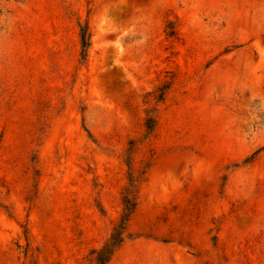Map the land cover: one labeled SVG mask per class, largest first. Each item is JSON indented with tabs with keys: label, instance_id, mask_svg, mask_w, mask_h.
Instances as JSON below:
<instances>
[{
	"label": "rangeland",
	"instance_id": "1",
	"mask_svg": "<svg viewBox=\"0 0 264 264\" xmlns=\"http://www.w3.org/2000/svg\"><path fill=\"white\" fill-rule=\"evenodd\" d=\"M115 229L102 264H264V0H0V264Z\"/></svg>",
	"mask_w": 264,
	"mask_h": 264
},
{
	"label": "trees",
	"instance_id": "2",
	"mask_svg": "<svg viewBox=\"0 0 264 264\" xmlns=\"http://www.w3.org/2000/svg\"><path fill=\"white\" fill-rule=\"evenodd\" d=\"M79 37L82 48V56L84 57L87 55V51L90 45V33L87 27H80ZM145 126L148 134L153 133L155 129V120L153 118H148L145 123ZM124 200H125L124 202L125 212L121 217V221L123 224L128 221L130 215L132 214L136 206L135 203H130L129 199L125 198ZM122 241H123L122 232L120 231V229H115L113 234L111 235V242L98 252L99 255L98 262L102 264V259H103L102 256L105 253H108V256L112 255L114 249L118 247L122 243ZM108 245H110L111 247L110 251L107 250Z\"/></svg>",
	"mask_w": 264,
	"mask_h": 264
}]
</instances>
